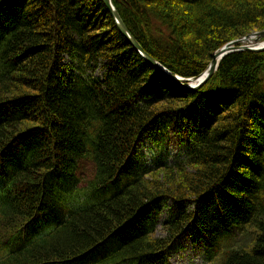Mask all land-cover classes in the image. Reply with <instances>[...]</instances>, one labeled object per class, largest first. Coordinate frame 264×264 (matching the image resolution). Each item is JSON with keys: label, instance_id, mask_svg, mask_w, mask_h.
<instances>
[{"label": "trees", "instance_id": "obj_1", "mask_svg": "<svg viewBox=\"0 0 264 264\" xmlns=\"http://www.w3.org/2000/svg\"><path fill=\"white\" fill-rule=\"evenodd\" d=\"M113 1L187 78L264 31V0ZM170 128L192 136L185 157L142 160ZM84 159L94 178L64 186ZM181 239L214 264H264V50L227 54L190 90L103 0H0V264H171Z\"/></svg>", "mask_w": 264, "mask_h": 264}, {"label": "rangeland", "instance_id": "obj_2", "mask_svg": "<svg viewBox=\"0 0 264 264\" xmlns=\"http://www.w3.org/2000/svg\"><path fill=\"white\" fill-rule=\"evenodd\" d=\"M264 43V37L252 41L251 45ZM164 138L160 136L158 131H153L152 134L145 140L141 147L140 154L143 156L142 160H148V163H153L155 158L165 159L166 162L174 163L183 159L186 155L187 147L191 142L192 136L190 134L183 133L182 129L170 128L164 131ZM95 165L91 161L84 159L79 161V170L77 171V179L67 180L64 182V186L70 189L75 188L80 191L86 187L94 178ZM76 190V191H77ZM78 200H76L77 202ZM166 213L160 219L157 226V235L159 237H165L166 231L162 225V221L166 218ZM52 228V225H50ZM239 235H234L229 239H224L220 246L218 256L222 255L229 246H238L240 243ZM247 242V241H246ZM248 243V242H247ZM242 244V243H241ZM243 245H246L243 243ZM98 258H95L97 260ZM171 264H214V262L208 259V254L204 249L199 248L191 239H181L176 249L173 250L170 258Z\"/></svg>", "mask_w": 264, "mask_h": 264}, {"label": "water", "instance_id": "obj_3", "mask_svg": "<svg viewBox=\"0 0 264 264\" xmlns=\"http://www.w3.org/2000/svg\"><path fill=\"white\" fill-rule=\"evenodd\" d=\"M105 5L110 10L120 32L127 38L130 44L147 60L149 61L157 70L162 72L165 76H167L171 81L175 82L177 85H180L186 89L197 90L201 88L208 79L218 70L221 60L229 53L234 51L241 50H253V51H261L264 50V43L257 44L255 46L251 45L252 41H257L264 37V31L254 32L249 36L244 38L235 40L224 45L222 48L213 53L212 61L210 62L208 68L204 73L196 77H182L179 75L173 74L169 71L165 66L159 63L155 58H153L150 54H148L138 40L132 35L123 19L121 18L118 10L114 5L113 0H103Z\"/></svg>", "mask_w": 264, "mask_h": 264}, {"label": "bare ground", "instance_id": "obj_4", "mask_svg": "<svg viewBox=\"0 0 264 264\" xmlns=\"http://www.w3.org/2000/svg\"><path fill=\"white\" fill-rule=\"evenodd\" d=\"M115 5V4H114ZM262 44V43H261ZM145 59V58H144ZM212 61V60H211ZM149 62V61H148ZM150 63V62H149ZM151 64V63H150Z\"/></svg>", "mask_w": 264, "mask_h": 264}]
</instances>
